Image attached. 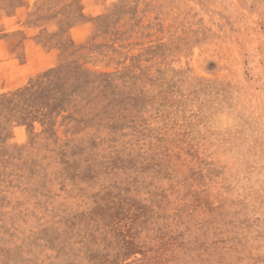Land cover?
<instances>
[{
  "label": "rangeland",
  "instance_id": "1",
  "mask_svg": "<svg viewBox=\"0 0 264 264\" xmlns=\"http://www.w3.org/2000/svg\"><path fill=\"white\" fill-rule=\"evenodd\" d=\"M0 264H264V0H0Z\"/></svg>",
  "mask_w": 264,
  "mask_h": 264
}]
</instances>
